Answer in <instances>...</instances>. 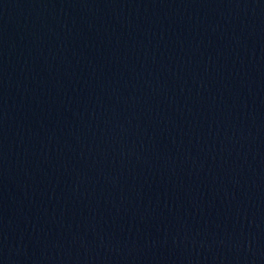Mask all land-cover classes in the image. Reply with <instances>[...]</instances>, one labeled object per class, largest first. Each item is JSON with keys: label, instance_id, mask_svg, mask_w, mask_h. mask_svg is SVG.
Here are the masks:
<instances>
[{"label": "water", "instance_id": "1", "mask_svg": "<svg viewBox=\"0 0 264 264\" xmlns=\"http://www.w3.org/2000/svg\"><path fill=\"white\" fill-rule=\"evenodd\" d=\"M0 264H264V0H0Z\"/></svg>", "mask_w": 264, "mask_h": 264}]
</instances>
